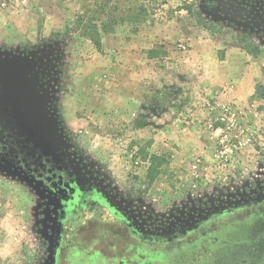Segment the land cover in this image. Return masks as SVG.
<instances>
[{"label":"rangeland","instance_id":"obj_1","mask_svg":"<svg viewBox=\"0 0 264 264\" xmlns=\"http://www.w3.org/2000/svg\"><path fill=\"white\" fill-rule=\"evenodd\" d=\"M242 3L0 0V56L34 66L64 145L118 204L161 232L264 187V29L245 22L258 9ZM239 34L260 56L246 53ZM146 154L166 163L153 179ZM45 218L34 189L0 170V264L50 262L56 242ZM194 236L196 246L144 249L161 254L160 264H264L252 252L257 238L239 243L235 258L233 243Z\"/></svg>","mask_w":264,"mask_h":264},{"label":"flooded vegetation","instance_id":"obj_2","mask_svg":"<svg viewBox=\"0 0 264 264\" xmlns=\"http://www.w3.org/2000/svg\"><path fill=\"white\" fill-rule=\"evenodd\" d=\"M241 2L244 11L258 9L251 15H256L254 19L245 22L253 25L255 20L264 29V0H237ZM55 139L56 145L48 147L26 139L16 143L0 133V170L29 185L41 198L47 217L43 225L51 233L50 242H56L47 264H160L163 256L144 247L182 242L191 246V235L213 239L214 245L233 243L235 258L239 243L257 238L252 252L264 256V187L237 201L205 207V212L189 214L156 232L118 204L81 158L59 136ZM225 259L218 257L219 262Z\"/></svg>","mask_w":264,"mask_h":264},{"label":"water","instance_id":"obj_3","mask_svg":"<svg viewBox=\"0 0 264 264\" xmlns=\"http://www.w3.org/2000/svg\"><path fill=\"white\" fill-rule=\"evenodd\" d=\"M33 72L34 66L25 58L0 56V133L16 143L26 139L52 147L57 136L62 139L50 97Z\"/></svg>","mask_w":264,"mask_h":264},{"label":"trees","instance_id":"obj_4","mask_svg":"<svg viewBox=\"0 0 264 264\" xmlns=\"http://www.w3.org/2000/svg\"><path fill=\"white\" fill-rule=\"evenodd\" d=\"M196 18L200 26H202L204 29H210L208 23L204 20V18L202 17L200 13L196 14ZM238 36L240 38V42L242 45L241 47L246 51V53H248L250 56L254 58H257L258 56H260L261 48L257 46L254 42H252V40L250 39L248 35L239 34ZM90 38L93 41V43L96 45V47L100 50L101 46L98 40V34L96 35L92 34V36L90 35ZM156 57H157V54L154 50H151L148 53L149 59H154ZM145 160L149 161L150 163L148 175H149V178H152V179L160 174V169L163 167L164 164H166L165 160L161 156L153 155V154H146Z\"/></svg>","mask_w":264,"mask_h":264},{"label":"crops","instance_id":"obj_5","mask_svg":"<svg viewBox=\"0 0 264 264\" xmlns=\"http://www.w3.org/2000/svg\"><path fill=\"white\" fill-rule=\"evenodd\" d=\"M126 49H127V53H126V54H128V56H129V62H130L132 65L136 64V63L132 62V60H131L130 52L133 51V49H132V48H129V47H128V48L126 47ZM235 95H236V94H235ZM251 95H253V94H237V97H238L239 99H246V97H249V96H251Z\"/></svg>","mask_w":264,"mask_h":264}]
</instances>
